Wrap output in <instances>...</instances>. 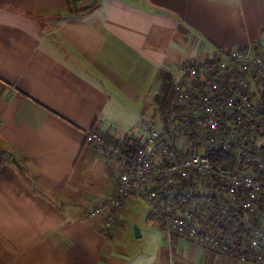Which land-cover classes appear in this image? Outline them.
Returning a JSON list of instances; mask_svg holds the SVG:
<instances>
[{"label":"crops","instance_id":"0c3cea01","mask_svg":"<svg viewBox=\"0 0 264 264\" xmlns=\"http://www.w3.org/2000/svg\"><path fill=\"white\" fill-rule=\"evenodd\" d=\"M249 41L264 50V0H0V148L17 161L0 166V264H250L152 223L135 236L133 199L108 237L84 218L118 174L86 132L134 133L179 63Z\"/></svg>","mask_w":264,"mask_h":264},{"label":"built area","instance_id":"2783aa9c","mask_svg":"<svg viewBox=\"0 0 264 264\" xmlns=\"http://www.w3.org/2000/svg\"><path fill=\"white\" fill-rule=\"evenodd\" d=\"M89 5L94 0H66ZM137 132L93 127L85 144L117 170L114 192L88 210L102 237L128 200L170 242L264 264V50L258 41L182 61Z\"/></svg>","mask_w":264,"mask_h":264},{"label":"rangeland","instance_id":"374dc122","mask_svg":"<svg viewBox=\"0 0 264 264\" xmlns=\"http://www.w3.org/2000/svg\"><path fill=\"white\" fill-rule=\"evenodd\" d=\"M137 122H138V120H137ZM136 128L138 129V127H136ZM136 128H134V129H136ZM137 129L135 132L138 131ZM131 205L133 208V214L128 216L129 217V219L127 220L128 227H130V228L132 227V229L134 230L135 227H137V228L141 227L142 229H144L146 227V225H151V223L153 225H156L153 222H151L150 220H148V217H145V215L147 214L146 209L143 208V206L138 201L134 200L133 203H131Z\"/></svg>","mask_w":264,"mask_h":264},{"label":"trees","instance_id":"16d2710c","mask_svg":"<svg viewBox=\"0 0 264 264\" xmlns=\"http://www.w3.org/2000/svg\"><path fill=\"white\" fill-rule=\"evenodd\" d=\"M166 88H167V84L164 87V91L166 90ZM159 99H160V96L157 95L156 101H158ZM11 157L12 155L10 153L0 148V166L4 164L5 162H9Z\"/></svg>","mask_w":264,"mask_h":264},{"label":"water","instance_id":"95a60500","mask_svg":"<svg viewBox=\"0 0 264 264\" xmlns=\"http://www.w3.org/2000/svg\"><path fill=\"white\" fill-rule=\"evenodd\" d=\"M11 162L17 165V161L14 158H11ZM135 236H140L139 229L137 227L134 228Z\"/></svg>","mask_w":264,"mask_h":264}]
</instances>
